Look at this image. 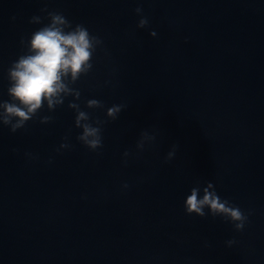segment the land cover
I'll return each mask as SVG.
<instances>
[{"label":"water","instance_id":"1","mask_svg":"<svg viewBox=\"0 0 264 264\" xmlns=\"http://www.w3.org/2000/svg\"><path fill=\"white\" fill-rule=\"evenodd\" d=\"M95 35L77 103L127 107L96 152L72 97L44 111L0 168V264H264V0H115ZM205 182L251 211L243 231L185 213Z\"/></svg>","mask_w":264,"mask_h":264},{"label":"clouds","instance_id":"2","mask_svg":"<svg viewBox=\"0 0 264 264\" xmlns=\"http://www.w3.org/2000/svg\"><path fill=\"white\" fill-rule=\"evenodd\" d=\"M49 23L38 28L21 44L26 53L21 54L8 69L9 87L7 94L9 100L0 101V125L7 126L12 133L25 127L28 121L38 115L46 105L49 112L63 106L68 97V108L74 110V126L80 129L76 139L90 151L96 152L103 148V128L109 121H115L127 105L125 103L113 104L106 109V119H93L89 111L83 110L77 101L81 92L73 87L83 76H87L93 69V57L97 48L103 44L101 38L89 32L83 24L74 27L65 15L58 11H47ZM135 13L140 17L137 27L145 28L149 24L142 7H137ZM30 23L41 24L40 16H33ZM153 37L156 32H150ZM105 105L97 99L85 101V109H104ZM52 116L40 118L42 124H47ZM65 141L68 140L66 136ZM156 140V134L147 130L141 131L136 144L138 151H143L146 145ZM71 145L62 143L57 151L68 149ZM178 149L173 144L165 157V163L171 161ZM31 156V154H27ZM128 151L123 153L124 163H127ZM51 162V161H49ZM123 188L127 189L128 184ZM184 210L187 215L199 217H221L230 223L234 230L241 232L249 221L251 211L245 212L228 199L222 198L216 191L212 182H205L202 187L199 183L190 189V194L184 200ZM236 241H226L231 247Z\"/></svg>","mask_w":264,"mask_h":264}]
</instances>
